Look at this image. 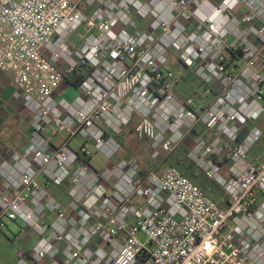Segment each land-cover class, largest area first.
I'll return each mask as SVG.
<instances>
[{"label": "built area", "instance_id": "built-area-1", "mask_svg": "<svg viewBox=\"0 0 264 264\" xmlns=\"http://www.w3.org/2000/svg\"><path fill=\"white\" fill-rule=\"evenodd\" d=\"M0 74L30 116L21 153L0 145V230L36 239L16 264H264V0H0ZM128 127L160 159L190 139L208 189L133 155L98 171Z\"/></svg>", "mask_w": 264, "mask_h": 264}, {"label": "rangeland", "instance_id": "rangeland-1", "mask_svg": "<svg viewBox=\"0 0 264 264\" xmlns=\"http://www.w3.org/2000/svg\"><path fill=\"white\" fill-rule=\"evenodd\" d=\"M88 26L83 25L79 27L75 33L71 36L70 42H78L79 36H82L83 38L88 35ZM169 65L172 67V69L178 73V74H184L187 79L190 80L189 85H193L195 89H198L199 91V83L194 78L188 75L190 74L189 70H186L183 68V66L174 60L169 61ZM9 85L14 84L12 77H6L4 75L0 74V85ZM12 89H8L5 93L6 96H12L11 95ZM75 94L72 95V92L68 93L65 97L70 99ZM201 95V91L198 92V95L196 99L198 100L199 96ZM10 102H13V99L10 100ZM15 104V103H14ZM18 110L23 111V109L18 105ZM7 112L10 111V109H6ZM12 112V111H10ZM24 112V111H23ZM0 120L3 121L4 126L0 130L1 136L4 137L0 142V145H6L9 147L12 151H17L15 149L14 144L22 143V141H26V137L24 135V132H22L19 128L14 129L12 127V124L15 123L17 120L16 117L12 116V114H5L4 112L0 113ZM7 118V120H6ZM6 120V121H5ZM30 121V120H29ZM30 123V122H29ZM257 125H259L260 128L264 129L263 121L257 122ZM56 130L54 125L49 126V128L46 131L47 136H51L52 140L55 144H59L65 137V133H58L55 134ZM132 127H128L124 130V134L122 136L123 140V150L120 152V155L115 157L112 162H109L103 155L96 154L91 163L92 165L98 170L101 171L104 168H106L110 163H115L119 161L122 158H128L130 156H136L140 162V166L142 170L145 173L155 172L162 167L166 165H175L183 172L185 176H187L189 179H191L194 183L197 181H204L205 183H208L199 173L195 167L190 163V161L186 158V156H182L180 161H178V155L177 154H171L163 159L155 158L149 155L147 151V146L145 141L136 140L132 135ZM6 138V139H5ZM80 140L77 138L75 142H72V146H74L76 143H78ZM27 142V141H26ZM26 142L24 143L25 145ZM186 143L190 146L191 141L188 139ZM180 152V151H179ZM181 153H183L181 151ZM258 158V164L264 165V137L254 145L252 148L250 154H249V160L255 161ZM199 186V185H198ZM215 193H217L223 200L225 199L222 195V192L218 188H214ZM8 227L5 229L0 230V264H16L17 262V253L22 250H31L32 247L36 243V239L29 237L28 239H24L22 235V229H25V226L23 223H7Z\"/></svg>", "mask_w": 264, "mask_h": 264}, {"label": "crops", "instance_id": "crops-1", "mask_svg": "<svg viewBox=\"0 0 264 264\" xmlns=\"http://www.w3.org/2000/svg\"><path fill=\"white\" fill-rule=\"evenodd\" d=\"M189 76H190V78L191 77H193L192 75H191V73L190 74H188ZM6 77H11V76H6ZM190 84V80L189 79H187L186 78V87H184V89H183V93L181 92V93H178L179 94V96L181 97V98H185V97H188V96H194L195 95V93H194V90H195V87H193V85H189ZM68 85V83H63L62 84V86L60 87V91L61 92H63V91H65V96L68 94V93H70V92H72V95L73 94H75L76 95V91H75V89H73L72 87H70V86H67ZM68 87V88H67ZM8 89H12V92H11V95L14 93V91H15V85L14 84H9V85H4V84H2V85H0V113L1 112H4L5 114H12V116H14V117H16L17 118V120L18 121H16L15 123H13L12 124V127L14 128V129H17V128H19L22 132H24V135H25V137H26V141L28 142V134H29V128H30V116L26 113V112H23V111H21V110H18V108H17V105L16 104H14L13 102H10V100L12 99V96H6L5 95V93H6V91L8 90ZM10 109V111H12V112H7V110L6 109ZM1 119V118H0ZM6 120H7V118H6ZM5 120V121H6ZM261 121V120H260ZM262 121H264V119H262ZM4 124L5 123H3V121L2 120H0V130L2 129V127L4 126ZM264 124V123H263ZM259 126V125H258ZM2 139H4V137L3 136H1V134H0V141L2 140ZM6 139V138H5ZM25 141V142H26ZM120 141L123 143V140H122V137L120 138ZM191 141V140H190ZM24 141H22V143H19V144H14V146H15V149L17 150V151H15L14 150V152H18V153H21L22 151H23V149L25 148V143ZM27 142H26V144H27ZM1 143V142H0ZM71 147L72 148H77V143L74 145V146H72V143H71ZM188 150H189V145L186 143V141H185V143L181 146V147H179L177 150H175L172 154H177L178 156V161H180V159L182 158V156H186V158H187V152H188ZM180 151V152H179ZM181 151L183 152V153H181ZM175 166V165H174ZM196 169V168H195ZM203 177V176H202ZM204 178V177H203ZM205 179V178H204ZM206 180V179H205ZM207 181V180H206ZM208 182V181H207ZM203 183H205L204 181H197L196 182V184L197 185H199V184H203ZM206 184V183H205ZM208 184H209V182H208ZM201 187V186H200ZM202 188V187H201ZM223 202H219L220 203V205L221 206H225V200H222ZM22 250H25V249H22ZM21 251V250H20Z\"/></svg>", "mask_w": 264, "mask_h": 264}, {"label": "trees", "instance_id": "trees-1", "mask_svg": "<svg viewBox=\"0 0 264 264\" xmlns=\"http://www.w3.org/2000/svg\"><path fill=\"white\" fill-rule=\"evenodd\" d=\"M82 79H83V75L81 72V73L75 74V76H73L71 79H68L67 81L69 84L77 85ZM248 132H249V127L243 131L241 137L243 138ZM142 174H146V173L144 171H142ZM199 186H201L202 189L207 190L208 187L210 186V183L209 184L208 183L199 184ZM210 196L220 203L223 202L222 201L223 199L217 193H215L214 190L212 192H210Z\"/></svg>", "mask_w": 264, "mask_h": 264}]
</instances>
